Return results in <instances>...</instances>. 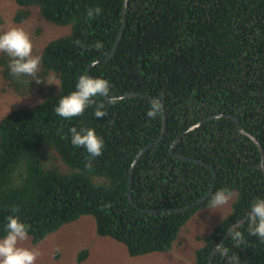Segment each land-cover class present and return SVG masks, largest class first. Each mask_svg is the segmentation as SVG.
Returning a JSON list of instances; mask_svg holds the SVG:
<instances>
[{
  "label": "trees",
  "instance_id": "16d2710c",
  "mask_svg": "<svg viewBox=\"0 0 264 264\" xmlns=\"http://www.w3.org/2000/svg\"><path fill=\"white\" fill-rule=\"evenodd\" d=\"M15 1L20 6L16 22L37 6L46 20L71 25L72 32L35 54L41 57L35 77H12L9 58L0 53V76L7 88L38 98L0 119V234L10 214L28 225L35 243L64 223L91 214L98 234L123 242L131 255L164 252L182 226L209 206V199L185 212L151 214L143 208L184 207L210 188L238 190L232 212L196 252L194 264H208L229 227L247 215L254 199L264 197L263 158L232 118L188 129L227 113L239 117L264 148V0H130L126 29L110 60L125 0ZM97 42L102 48L95 47ZM88 69L109 81L112 94L150 93L165 109L149 118L150 98L126 97L111 105L96 97L81 115L58 116V99L74 91ZM100 102L107 114L96 118ZM164 115L168 129L163 141L133 173L138 208L128 197L130 170L137 153L160 137ZM73 127L94 129L104 141L102 154L92 158L85 148L72 145ZM184 131L175 152L213 164L217 177L209 166L170 153ZM54 150L71 172L57 169ZM236 229L244 233L243 242L237 246L229 238L222 247L227 256L220 251L213 264H230L233 255L240 264H264V240L248 234L247 220ZM87 254L84 250L80 259Z\"/></svg>",
  "mask_w": 264,
  "mask_h": 264
},
{
  "label": "rangeland",
  "instance_id": "374dc122",
  "mask_svg": "<svg viewBox=\"0 0 264 264\" xmlns=\"http://www.w3.org/2000/svg\"><path fill=\"white\" fill-rule=\"evenodd\" d=\"M19 8L15 0H0V32L13 27L23 28L32 40L34 55L40 53L50 41L72 32L71 25H59L46 20L37 6L31 9L28 18L16 22ZM37 101L38 98L33 95L21 96L7 88L5 80L0 76V119L14 109ZM54 152L57 169L60 172H71L70 166ZM232 193V199L225 206L199 209L182 226L168 251L133 256L123 242L98 234L96 218L91 214L64 223L38 243L28 235L20 246L39 252L36 264H194L196 252L204 245L206 237L225 220L232 212L233 204L239 200V191L233 190ZM84 250L88 254L80 259Z\"/></svg>",
  "mask_w": 264,
  "mask_h": 264
},
{
  "label": "clouds",
  "instance_id": "9594fccd",
  "mask_svg": "<svg viewBox=\"0 0 264 264\" xmlns=\"http://www.w3.org/2000/svg\"><path fill=\"white\" fill-rule=\"evenodd\" d=\"M94 11L98 15L100 9L97 8ZM93 14V10H89L88 15L91 17ZM102 46V42L95 44L97 49L102 48ZM0 53L9 58L8 68L12 77L36 76L41 57L33 55L32 40L23 28L13 27L0 32ZM110 88L107 79L81 75L75 90L68 95L61 96L54 111L58 116L70 119L81 115L86 108L95 103L96 97H104L108 104L116 105L122 97L118 94H112ZM162 109L163 105L160 100L153 99L146 115L149 118H155ZM106 114L105 104L103 102L96 104L95 117L103 118ZM70 135L71 144L77 148H85L90 157L95 158L102 154L104 141L94 129L80 128L78 130L73 127L70 129ZM232 197V191L224 188L210 193L209 209L227 205ZM12 211L15 212L16 209H12ZM246 219L248 234L264 240V197L254 199L248 209ZM28 235V225L22 222L19 216L10 214L5 218L4 232L0 234V264H36L39 252L20 246L22 241L27 240ZM229 236L237 246L244 240V233L238 229L230 231ZM218 249L227 256L228 249L220 246ZM229 262L230 264H240L239 257L235 255L229 257Z\"/></svg>",
  "mask_w": 264,
  "mask_h": 264
},
{
  "label": "water",
  "instance_id": "95a60500",
  "mask_svg": "<svg viewBox=\"0 0 264 264\" xmlns=\"http://www.w3.org/2000/svg\"><path fill=\"white\" fill-rule=\"evenodd\" d=\"M129 5H130V0H125L124 1V7H123V17H122V26L120 28V31H119V34H118V37L116 39V43H115V46H114V49L112 51V53L109 55V57L106 59V60H110L112 59L118 48H119V45H120V42L122 40V37H123V34L125 32V29H126V24H127V13H128V9H129ZM96 62H94L93 64H95ZM93 64L90 65V68L93 66ZM88 74L89 76H92V77H95L94 75L91 74V71L90 69H88ZM122 98H126V97H145V98H150V99H159L160 102L162 103L163 105V109H165V106H164V103L163 101L158 98L157 96L155 95H152L150 93H146V92H131V93H127V94H124V95H121ZM224 117H227V118H232L239 130L248 135L250 138H252V140L258 145L261 153H262V167H263V171H264V148L262 146V143L256 138L255 135H253L252 133L246 131L242 124H241V119L237 116H233V115H230V114H227V113H218V114H214V115H211L209 116L208 118L206 119H203L201 121H199L198 123H196L195 125H193L192 127H190L188 130H193L199 126H202L203 124H206L210 121H213L215 119H219V118H224ZM167 129H168V119H167V115H164L163 116V127H162V131H161V134H160V137L155 140V141H152L150 143H148L147 145H145L136 155L133 163H132V167H131V170H130V176H129V180H128V197H129V200L131 202V204L135 207H140L134 200V197H133V191H132V177H133V173H134V170L136 168V165L140 162V160L143 158V156L152 148L154 147L155 145L159 144L160 142L163 141L165 135H166V132H167ZM186 133V131H184L183 133H181L172 143L171 145V148H170V153L172 155H174L175 157H178L182 160H188V161H193V162H196V163H203L204 165L206 166H209L213 172H214V175L215 177H217V172H216V168L213 164H208L206 162H204L203 160L201 159H197V158H192V157H188V156H185V155H182V154H179V153H176L175 152V148L176 146L178 145V143L181 141L183 135ZM213 192V188H210L209 191L203 195L202 197H200L198 200L194 201L192 204H189L187 206H184V207H159V208H143L144 211L146 212H149L151 214H157L159 212H162V211H171V212H185L187 210H190L193 206H196V205H200V204H203L205 203L208 199H209V196H210V193ZM246 216L244 218H242L241 220L235 222L233 225H231L229 227V229L226 231V233L223 235L222 239L218 242L217 246L213 249L211 255H210V258H209V262L208 264H213L214 262V259L216 257V255L220 252V250L218 249V246H220L221 248L224 246V244L226 243V241L230 238L229 236V233L230 231L236 229L238 226L242 225L245 221H246Z\"/></svg>",
  "mask_w": 264,
  "mask_h": 264
}]
</instances>
